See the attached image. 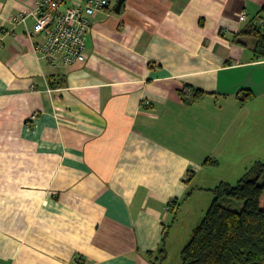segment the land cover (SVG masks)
Wrapping results in <instances>:
<instances>
[{"label":"crops","instance_id":"obj_1","mask_svg":"<svg viewBox=\"0 0 264 264\" xmlns=\"http://www.w3.org/2000/svg\"><path fill=\"white\" fill-rule=\"evenodd\" d=\"M36 1L0 0V264H151L206 159H260L264 61L231 39L264 0H111L59 68L12 20Z\"/></svg>","mask_w":264,"mask_h":264},{"label":"trees","instance_id":"obj_2","mask_svg":"<svg viewBox=\"0 0 264 264\" xmlns=\"http://www.w3.org/2000/svg\"><path fill=\"white\" fill-rule=\"evenodd\" d=\"M257 19L251 20L247 31L240 32L245 41L235 35L231 41L250 47L253 61H264V3ZM246 38L253 40L246 43ZM201 97L198 92L189 100L184 96L187 103ZM203 164L216 166L217 161L207 159ZM209 191L213 200L182 248L181 264H264V160L256 161L235 184L220 182ZM224 199L239 203L240 209L224 206ZM146 257L151 264H161L166 252L161 248L156 256L149 252Z\"/></svg>","mask_w":264,"mask_h":264},{"label":"built area","instance_id":"obj_3","mask_svg":"<svg viewBox=\"0 0 264 264\" xmlns=\"http://www.w3.org/2000/svg\"><path fill=\"white\" fill-rule=\"evenodd\" d=\"M110 3L111 0H38L29 13H19L12 20H34L29 37L34 40L39 60L53 68L71 67L84 64L85 36L91 29V19ZM245 18L243 14L240 20Z\"/></svg>","mask_w":264,"mask_h":264},{"label":"rangeland","instance_id":"obj_4","mask_svg":"<svg viewBox=\"0 0 264 264\" xmlns=\"http://www.w3.org/2000/svg\"><path fill=\"white\" fill-rule=\"evenodd\" d=\"M252 40L246 38V43H251ZM256 116V135L261 140L264 138V111L258 110L257 107ZM263 141L262 144L257 142L256 145L259 146L257 147L259 161L264 160ZM239 159H233V161L224 160L221 163L218 161L219 164L217 166H206L202 173L193 177L190 181L189 188L185 192L186 199L174 216L176 221L173 224L174 220H172L169 224V235L165 238L167 246L164 247L168 252V257L162 264H181L180 252L189 242L193 229L200 224L213 200V195L209 190L216 187L220 182L235 184L245 171L255 163V161H248L247 157ZM226 201V199L222 200L221 204L229 206L232 210L240 209L241 205L239 203Z\"/></svg>","mask_w":264,"mask_h":264},{"label":"water","instance_id":"obj_5","mask_svg":"<svg viewBox=\"0 0 264 264\" xmlns=\"http://www.w3.org/2000/svg\"><path fill=\"white\" fill-rule=\"evenodd\" d=\"M121 3H122V1H118V3H117V7H116V12L117 13L119 12V8L121 6Z\"/></svg>","mask_w":264,"mask_h":264}]
</instances>
